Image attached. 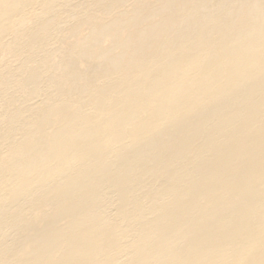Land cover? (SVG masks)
<instances>
[{"label":"bare ground","instance_id":"bare-ground-1","mask_svg":"<svg viewBox=\"0 0 264 264\" xmlns=\"http://www.w3.org/2000/svg\"><path fill=\"white\" fill-rule=\"evenodd\" d=\"M0 264H264V0H0Z\"/></svg>","mask_w":264,"mask_h":264}]
</instances>
